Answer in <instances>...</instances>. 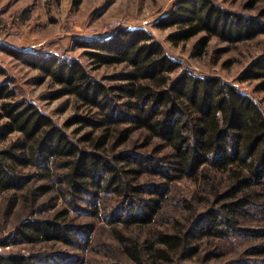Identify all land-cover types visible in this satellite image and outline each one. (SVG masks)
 <instances>
[{
  "label": "trees",
  "instance_id": "trees-1",
  "mask_svg": "<svg viewBox=\"0 0 264 264\" xmlns=\"http://www.w3.org/2000/svg\"><path fill=\"white\" fill-rule=\"evenodd\" d=\"M82 2L74 0L73 4ZM242 2L243 10H235L217 0H176L156 26H176L169 35L176 43L199 36L198 54L214 37L232 45L253 40L264 33V0ZM79 45L86 48L87 58L96 67L119 68L113 75L119 82L105 86L78 60L54 57L35 66L59 85L53 98L75 95L103 113L104 119L96 123L102 133L85 136L91 142L89 148L74 141L36 104L18 99L0 65V199L7 191L24 193L39 177L26 172L28 167H45V173L53 177H40L56 183L66 204L95 202L96 213L104 205L107 219L139 231L138 236L118 227L113 231L122 253L133 264H188L184 260L198 258L203 239L214 251L189 264L213 259L212 264L244 259L264 264V108L220 76H198L189 69L174 73L181 63L147 29L123 26L108 36L81 40ZM242 75L263 78L264 86V56L255 58ZM122 124L126 127L119 128ZM15 132L19 137L3 145ZM136 133L144 140L142 146H154L152 152L119 149ZM167 158L171 164L164 171L165 165L158 161ZM155 173L160 174L156 182L151 180ZM211 176L219 181L210 182ZM184 178L209 189L212 204L194 220L191 216L190 225L176 220L171 228H157L173 183ZM54 187L40 184L33 201ZM111 195L113 202L107 199ZM254 212H260L263 219H255L261 224L250 227L246 222ZM68 215L63 209L52 217L27 219L18 226L17 238L30 244L81 245L92 224L68 220ZM234 239L244 249L238 258L228 259L225 242ZM44 257L0 251V264H54Z\"/></svg>",
  "mask_w": 264,
  "mask_h": 264
},
{
  "label": "rangeland",
  "instance_id": "rangeland-1",
  "mask_svg": "<svg viewBox=\"0 0 264 264\" xmlns=\"http://www.w3.org/2000/svg\"><path fill=\"white\" fill-rule=\"evenodd\" d=\"M175 1L83 0L79 6H74V0H0V65L6 69L10 86L15 89L18 99L36 104L74 141L80 142L85 148L91 147V142L85 138L87 134L97 137L102 133L96 123L104 119L103 113L97 107L78 100L75 95L68 94L53 98L52 94L57 91L59 85L47 77L43 69L35 65L54 57L67 62L78 60L93 77L105 86H110L119 82L113 76L119 68L96 67L87 58L86 48L79 45V41L108 36L116 28L123 26L132 29L144 28L152 32L163 43L166 53L181 63V67L174 73L189 69L198 76H220L250 95L264 108L263 78L245 79L242 75L255 58L264 56V33L253 40L234 45L214 37L202 54H198L196 43L199 36L176 43L169 39L176 26L164 28L156 26L160 18L172 9ZM217 1L228 8L243 10L242 0ZM125 127L126 125L122 124L119 128ZM113 131L117 133V129ZM138 134L136 133L130 142L120 146L119 149L136 147L138 152H152L154 146H142L144 140ZM19 135L18 132L13 133L3 145H7ZM165 152H168V149ZM161 154L156 155L162 156ZM158 162L165 165L163 168L166 171L171 159ZM26 172L35 173L39 177L30 182L24 193L7 191L0 199V244L5 240L3 245H0L1 252L42 254L45 256V262L54 264H133L122 253L113 231L118 227L125 234L138 236L140 235L138 230H127L122 228L121 224L107 219L105 216L108 211L104 205H100L101 209L96 213L95 202L93 204L81 202L80 205L73 207L66 204V200L58 192L56 183L49 177H40L52 176V173H45V167L43 170L37 166L28 167ZM159 178L158 173L151 175V180L155 182ZM210 179V182L219 181V178L215 179L214 176ZM43 183L54 184L55 187L43 194L39 200L33 201V195L38 194L36 187ZM209 186L211 187V183ZM113 198L111 195L107 199L113 202ZM212 201L213 195L209 193V189L201 188L192 179H179L173 183L172 193L162 212L163 218H160V223H156L155 226L168 229L176 220H180L184 225H190L192 222L190 217L193 216L194 220L200 212L203 213L207 206L212 204ZM63 209L69 211L68 220L92 224L89 238L81 237V245L54 241L30 244L21 242L17 238L16 230L23 221L52 217ZM260 218L263 219L261 213L254 212L253 219L246 223L250 227H256L261 222L255 219ZM144 235L141 234L142 237ZM209 246V241L203 239L198 258L207 254V251H214L213 247L209 248ZM225 249L226 258L235 259L243 251L244 244L235 239L231 243L226 241ZM198 258L184 262L197 263ZM245 260L247 259L236 261L235 264H255ZM213 262L215 259L207 264Z\"/></svg>",
  "mask_w": 264,
  "mask_h": 264
},
{
  "label": "water",
  "instance_id": "water-1",
  "mask_svg": "<svg viewBox=\"0 0 264 264\" xmlns=\"http://www.w3.org/2000/svg\"><path fill=\"white\" fill-rule=\"evenodd\" d=\"M2 242V241H1Z\"/></svg>",
  "mask_w": 264,
  "mask_h": 264
}]
</instances>
